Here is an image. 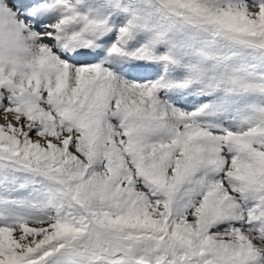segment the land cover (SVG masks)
<instances>
[{"label":"snow or ice","instance_id":"6c2138e0","mask_svg":"<svg viewBox=\"0 0 264 264\" xmlns=\"http://www.w3.org/2000/svg\"><path fill=\"white\" fill-rule=\"evenodd\" d=\"M0 264H264V0H0Z\"/></svg>","mask_w":264,"mask_h":264},{"label":"rangeland","instance_id":"374dc122","mask_svg":"<svg viewBox=\"0 0 264 264\" xmlns=\"http://www.w3.org/2000/svg\"><path fill=\"white\" fill-rule=\"evenodd\" d=\"M0 123H3L2 117H0Z\"/></svg>","mask_w":264,"mask_h":264}]
</instances>
